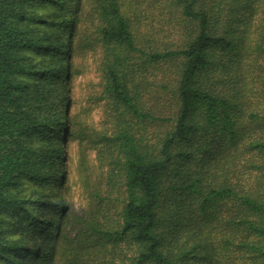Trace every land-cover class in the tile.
I'll return each mask as SVG.
<instances>
[{
    "label": "trees",
    "instance_id": "16d2710c",
    "mask_svg": "<svg viewBox=\"0 0 264 264\" xmlns=\"http://www.w3.org/2000/svg\"><path fill=\"white\" fill-rule=\"evenodd\" d=\"M49 1L48 20L29 10ZM147 9L183 23L178 49L142 45ZM84 17L80 45L102 54L103 130L64 129L61 81ZM42 22L66 29L64 58L61 32ZM171 60L181 70L163 116L151 77ZM64 133L91 139L109 185L74 237L66 199L40 218ZM109 243L134 244L135 264H264V0H0V264H55L60 253L103 264Z\"/></svg>",
    "mask_w": 264,
    "mask_h": 264
},
{
    "label": "rangeland",
    "instance_id": "374dc122",
    "mask_svg": "<svg viewBox=\"0 0 264 264\" xmlns=\"http://www.w3.org/2000/svg\"><path fill=\"white\" fill-rule=\"evenodd\" d=\"M29 10L44 16L46 20L55 11L53 3L50 1L36 2L29 7ZM146 12H148V15L151 13L150 9H147ZM259 21L260 19L258 23ZM182 24L180 21H173L168 19V17H163L162 10L157 9L154 12V16L150 15L140 24L139 29L142 45L146 37H151L154 41V49H178L186 38V27ZM40 27L42 29L46 28L47 31L52 29L57 34L59 31L61 32L60 39H58L56 45L57 47H62L63 54L61 57L64 58L65 46L67 44L66 29L62 27L60 29L46 27V22H42ZM87 29H90V21L84 17L78 22V31L74 45H72L73 51L71 58L67 62L69 68L64 79L61 81V94L66 98V107L64 110L65 119H63L64 129H69L70 122H76V120L83 127H91L95 130H103L108 123L105 101L100 99L105 84L101 68V50L99 48L96 51L83 49L80 45L82 35H84ZM180 70L181 63L175 60L166 61L154 68L151 77V89L154 92L153 100L157 104H155L156 107L166 106L164 107V111L167 112V115L163 116H169V112H172L174 107V89ZM66 82L69 85L68 93H65ZM159 124L164 126L165 123L161 122ZM162 125L154 124V132H161ZM90 140V138H85L83 143L79 144L77 141L72 140L67 133L60 136L61 157L63 161L62 164L59 163L52 170L53 173L51 171L55 176L50 179L51 183L57 185V187L44 191V194L47 196L45 199L46 202L50 200L53 208L47 209L44 206L40 209L41 220L45 217H52L56 214L55 211L59 207L62 198L66 199V203H69L76 210L71 213L73 217L72 225L67 227V232L71 234L70 237H74L79 231V228L76 229L79 224L78 220H82L87 215L89 216L91 214L90 210L95 209L94 202H97L98 198H95L94 192L98 191L103 195L107 193L109 195V189H107L109 185H106L105 172L107 168L104 166L106 161L101 160L99 149L95 148ZM30 190L31 188H29ZM119 190V188H113L111 190V196L113 198H119L118 203H120V206L117 209L121 210L124 202H122L123 196L121 195V190L120 192ZM185 237L184 235L182 240ZM28 243L31 244L30 248L33 250L35 245H32L31 240ZM120 247L122 251L120 249L115 250L109 243L107 252L113 251V260L110 256H107L102 258L101 262L103 264H109L112 260L114 264H135L134 260L137 257L138 248L132 243L122 244ZM67 256L69 257V253H60L57 256L55 264H69ZM226 260L224 264L228 262V258ZM78 264H85V261L83 262L82 260Z\"/></svg>",
    "mask_w": 264,
    "mask_h": 264
}]
</instances>
